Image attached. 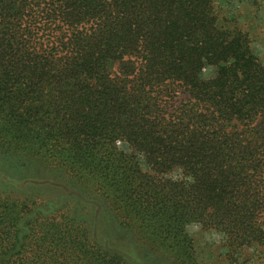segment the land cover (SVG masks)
I'll use <instances>...</instances> for the list:
<instances>
[{"label": "trees", "instance_id": "16d2710c", "mask_svg": "<svg viewBox=\"0 0 264 264\" xmlns=\"http://www.w3.org/2000/svg\"><path fill=\"white\" fill-rule=\"evenodd\" d=\"M232 2L0 0V264H199L192 224L264 248V58Z\"/></svg>", "mask_w": 264, "mask_h": 264}, {"label": "rangeland", "instance_id": "374dc122", "mask_svg": "<svg viewBox=\"0 0 264 264\" xmlns=\"http://www.w3.org/2000/svg\"><path fill=\"white\" fill-rule=\"evenodd\" d=\"M232 1L231 6L235 5L239 9L240 16L238 19L242 27L252 30L251 32H254L261 39L254 43V48L258 55L264 58V0ZM175 101H178V96H176ZM42 178L44 179V177ZM56 194L58 192L53 191V194H48V197H55ZM89 210H92L91 206H89ZM97 230L101 234L102 231L106 232L105 230H107L105 235H109L112 231L106 224L102 225L101 222L98 224ZM186 232L193 246V257L199 264H264V248H231L226 245L223 233L206 230L198 224L188 226ZM112 239L125 250L135 249L134 242L128 237L122 236Z\"/></svg>", "mask_w": 264, "mask_h": 264}]
</instances>
